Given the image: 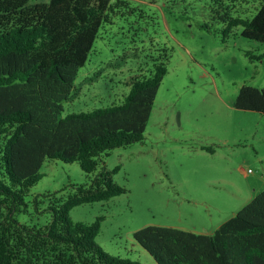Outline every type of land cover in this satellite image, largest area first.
I'll return each instance as SVG.
<instances>
[{
  "label": "rangeland",
  "instance_id": "rangeland-1",
  "mask_svg": "<svg viewBox=\"0 0 264 264\" xmlns=\"http://www.w3.org/2000/svg\"><path fill=\"white\" fill-rule=\"evenodd\" d=\"M118 1L62 116L123 104L132 83L163 61L168 72L145 137L103 154L92 173L78 162L47 158L18 218L47 225L55 197L91 185L104 167H119L114 180L127 191L75 206L70 217L88 224L103 217L96 241L108 254L158 264L135 240L137 230L158 225L212 234L264 190V116L234 105L241 86L264 87V43L242 36L243 26L226 32L224 9L213 0ZM259 2L237 3L231 13L251 17Z\"/></svg>",
  "mask_w": 264,
  "mask_h": 264
},
{
  "label": "trees",
  "instance_id": "trees-1",
  "mask_svg": "<svg viewBox=\"0 0 264 264\" xmlns=\"http://www.w3.org/2000/svg\"><path fill=\"white\" fill-rule=\"evenodd\" d=\"M213 1L224 9L219 16L228 24L226 32L243 26L242 36L264 43V0L251 17L231 13L248 0ZM112 8V0H0V264H142L112 256L97 243L103 217L90 224L70 217L75 206L127 191L114 180L119 167H104L91 185L55 197L47 225L18 218L28 209L25 196L42 178L47 158L78 162L92 173L103 154L145 137L168 72L163 61L132 83L123 104L62 116ZM234 105L264 116V87L241 86ZM134 238L158 264H264V190L212 234L148 225Z\"/></svg>",
  "mask_w": 264,
  "mask_h": 264
}]
</instances>
